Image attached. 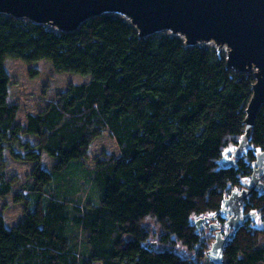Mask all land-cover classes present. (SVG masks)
<instances>
[{
  "label": "trees",
  "instance_id": "1",
  "mask_svg": "<svg viewBox=\"0 0 264 264\" xmlns=\"http://www.w3.org/2000/svg\"><path fill=\"white\" fill-rule=\"evenodd\" d=\"M25 21L0 13V200L14 191L9 163L34 166L33 182L13 196L25 215L9 228L0 213V264H201L209 247L200 244L193 219L217 214L264 151L263 105L248 149L234 167L221 165L245 137L254 71L232 70L226 51L187 47L171 34L141 39L113 14L67 33ZM13 57L48 60L91 80L70 84L18 123L6 69ZM104 132L118 153L89 167ZM74 165L83 166L80 185L88 183L96 197L72 194L66 178ZM245 212L262 215L263 225L241 227L223 264H264V195L252 194ZM152 220L161 226L162 249L148 245ZM176 242L193 251L202 245L197 259L179 254Z\"/></svg>",
  "mask_w": 264,
  "mask_h": 264
},
{
  "label": "water",
  "instance_id": "2",
  "mask_svg": "<svg viewBox=\"0 0 264 264\" xmlns=\"http://www.w3.org/2000/svg\"><path fill=\"white\" fill-rule=\"evenodd\" d=\"M0 13L63 33L77 31L90 19L113 14L125 18L141 39L169 31L187 47L214 43L226 48L227 66L241 73L254 71L256 83L245 111V137L233 152L235 160L222 162V167H234L248 149L254 122L264 105V0H0ZM255 157L253 173L242 183L243 191L236 189L238 192L224 200L220 213L228 216L226 224L232 233L228 239L220 231L216 233L206 255L212 264L224 263L227 240L235 237L248 218L242 216V205L250 193L264 195V151ZM254 222L256 227L263 225L258 217Z\"/></svg>",
  "mask_w": 264,
  "mask_h": 264
},
{
  "label": "rangeland",
  "instance_id": "3",
  "mask_svg": "<svg viewBox=\"0 0 264 264\" xmlns=\"http://www.w3.org/2000/svg\"><path fill=\"white\" fill-rule=\"evenodd\" d=\"M25 23L31 22L26 20ZM166 34H170V32L166 31L155 33V35L151 37L155 38ZM202 45L207 46L209 48L211 47L218 50L226 51V48H218L214 43ZM6 69H8L9 76L11 79V99L17 101L20 105L16 122L22 124H25L27 115L37 114L41 109L45 108L48 103L59 94V92L67 90L70 84L80 85L91 80V76L89 75L87 76L71 72H59L48 60H37L35 62L28 63L19 58L13 57L6 60ZM118 149L119 148L117 141H114V139L110 136L109 133L104 132L103 136L94 140V144L92 145L89 151V158L88 160H86V165L89 167H93L95 165V158L99 156H105V153L116 154L118 153ZM235 150L236 149H231V151L229 152H231L232 154ZM6 156L10 158L8 152ZM231 159L232 156L229 157L226 155L225 161ZM43 161L46 165L50 166L51 160L47 156H44ZM8 167V176L10 178H13L15 181V184L13 185L14 191L7 198L0 200V213L4 215L5 222H7V226L10 228L19 223L20 219L25 215L23 210L24 205L21 203H16L13 196L15 192L18 193L20 190H22L21 188H23L24 186H28L30 185V183L33 182V178L30 177V173L33 170L34 166L31 162L27 163L19 160H12L9 163ZM82 167V165H74L73 169H71L68 173L70 179H66L67 182L73 187L72 194L76 192L78 196L85 199V196L87 194L93 196H95V194L90 189L91 186L88 183V189L86 187L83 188L82 185H80L82 184L81 181L87 179V173L86 171H82ZM63 181L64 177H62L61 179H57L55 183H61ZM55 188L57 189V187ZM70 188L71 187H69V189ZM78 188L80 189L78 190ZM213 216H215V214L212 213L202 217H196L193 219L194 225L198 224L200 226L201 222L203 224L207 218H209V224L213 225V222H211L210 219ZM146 224L151 227L152 233L148 245H151L152 247L158 249H162V244L161 242H159L158 238L162 233L161 226H159L154 220L148 221ZM209 224L207 223V228L205 230H200V228H198L202 236L200 244L209 247L207 250H205L203 259L200 261L201 264H210V260L208 259V257H206V255L207 252L211 250L210 244L215 242L216 235L211 230ZM80 238L81 235L79 233V239ZM79 247L84 248L82 243ZM174 248H176L177 252L183 257L187 256L192 260H196L197 251L202 249V245H197V250L193 251L188 249V247H184L181 243L176 242Z\"/></svg>",
  "mask_w": 264,
  "mask_h": 264
},
{
  "label": "flooded vegetation",
  "instance_id": "4",
  "mask_svg": "<svg viewBox=\"0 0 264 264\" xmlns=\"http://www.w3.org/2000/svg\"><path fill=\"white\" fill-rule=\"evenodd\" d=\"M232 155V159L231 160H235V158H233V153L231 154ZM249 181V180H248ZM263 182H264V179H263ZM243 189H244V187H243V185L241 184V186L240 187H238V191H243ZM236 189H234L233 191H237ZM232 191V192H233ZM237 191V192H238ZM254 193H258V192H255V191H253V192H251L250 193V195H249V197L245 200V202L243 203V205H242V212H243V217H248L243 223V226H245L247 223H255L254 221H256V218L258 217V219H259V221L263 224V222H262V219H263V216L261 215H257L256 213H254V212H250V213H247V212H245V204H246V202H248V200H249V198H250V196L252 195V194H254ZM259 194V193H258ZM231 195V194H230ZM259 195H261V193L259 194ZM224 205V204H223ZM223 208V207H222ZM212 218H215V219H212ZM227 218H228V216H226L225 214H221L220 213V211L219 212H217V214H215V216H213V217H211L210 219H211V222H213V225H210L209 224V218H207L205 221H204V223L202 224V222H201V224H200V230H205L206 228H207V223L209 224V226H210V228H211V230L213 231V232H215V235H216V233L218 232V231H220L221 232V234L223 235V238H227L228 239V237H229V235L232 233L230 230H228V227H227V224H226V221H227ZM220 223H223V224H220ZM223 225V226H222ZM242 226V227H243ZM199 226H197V228H198ZM200 230L199 229H197V232H198V234L201 236V233H200ZM217 236V235H216ZM202 237V236H201ZM228 242H229V240H227ZM227 242V243H228Z\"/></svg>",
  "mask_w": 264,
  "mask_h": 264
},
{
  "label": "crops",
  "instance_id": "5",
  "mask_svg": "<svg viewBox=\"0 0 264 264\" xmlns=\"http://www.w3.org/2000/svg\"><path fill=\"white\" fill-rule=\"evenodd\" d=\"M227 156H229V154H227Z\"/></svg>",
  "mask_w": 264,
  "mask_h": 264
},
{
  "label": "clouds",
  "instance_id": "6",
  "mask_svg": "<svg viewBox=\"0 0 264 264\" xmlns=\"http://www.w3.org/2000/svg\"><path fill=\"white\" fill-rule=\"evenodd\" d=\"M210 263H211V261H210ZM212 264V263H211Z\"/></svg>",
  "mask_w": 264,
  "mask_h": 264
}]
</instances>
